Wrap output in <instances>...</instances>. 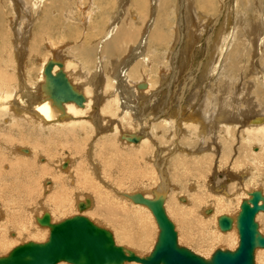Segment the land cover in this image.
<instances>
[{
    "label": "bare ground",
    "instance_id": "1",
    "mask_svg": "<svg viewBox=\"0 0 264 264\" xmlns=\"http://www.w3.org/2000/svg\"><path fill=\"white\" fill-rule=\"evenodd\" d=\"M50 1L8 0L14 13L5 19L0 17V26L1 22H4L8 32L12 34L8 42L9 48H3L0 52V252L4 251L7 254L14 247V243L18 244V240L26 237L37 240L34 242L38 240L43 242L49 232L47 228H40L33 223L36 222V217L46 211L50 214V220L55 222L57 217L65 218L66 214L78 211V201L85 198L90 199V206L85 210L88 211L90 218L83 211L75 214H82L91 220L93 217L90 214L96 211L99 221H95L98 224L103 227L105 222L106 225L113 226V231H110L117 245H125L124 247L128 248L126 244H131L132 247L129 248L134 249L133 246L142 248L146 239L150 238V232L154 235L156 230L154 227L157 226H154L156 222L150 210L145 205L133 202L129 196L141 193L144 197L151 198L152 191L161 183L162 187H166L164 210L169 219L177 220L176 237L180 243L191 242L195 245L192 248H204L202 253L207 248L210 252L207 255L201 254L203 257H209L213 248L208 250V247H212L213 243L223 242L229 245L227 249H234L238 242L235 215L241 200L247 198L248 192L254 189H260L264 195V105H260L262 102L264 104V101H259V109H256L257 105L253 103L249 94L250 98H247V101L239 102L238 98V105L235 106L237 101L234 94L235 85L228 73L237 70V76L242 75L245 70L250 69L251 63L257 65L253 58L251 60V56L248 57L251 53L249 45L252 49L261 47L259 63L264 65V0H245L241 5L242 0L240 2L231 0L235 4L233 15L238 10L246 13V26L240 27V30L243 32L241 35L245 36L244 41L248 43V49L244 51L243 48L235 47L233 53L230 51L226 55H224L226 49L232 47L230 38L234 39L235 36L237 38L238 32L232 31V5L225 7L222 4L223 0H215L218 2L216 11L224 12L225 17L224 26H221L223 20L219 21L220 33L219 29H216L215 38L214 24L218 22L220 15L217 16L216 13L214 16L205 17L199 11L212 10L214 0H172L169 10H166L169 0L129 2L115 0L114 9L112 7L108 9L107 6L101 9L100 4L95 1L99 9H96L98 12L94 14L96 15L94 18L93 10L89 7L95 2L89 0L87 11H81L83 15L80 27L79 25L76 27L73 24L75 22L70 21L68 15L63 13L64 10L54 13L55 9L51 8ZM147 2L154 6L152 12L147 10L149 6ZM219 7L221 9L218 10ZM67 10L69 13V9ZM183 14L185 19L182 18ZM188 14L190 18L192 16L197 18L196 23L199 26L189 27L188 24L193 25V22L189 21ZM171 16L178 17V22L170 23L168 19ZM184 21L187 27L185 35L188 39L183 42V49L180 44L179 50L182 52H179L176 45L180 40L179 35L185 25ZM238 21L239 19L235 20L237 30ZM169 27L170 35L165 38L168 34L165 31ZM258 27L259 32L256 34L257 29L254 28ZM30 30L36 31L34 35L32 34L33 46L35 40L37 43L39 38L38 30L40 33L41 30L45 31L40 45L48 47L50 51V55L41 61L38 67L39 74L34 80V77L31 80L26 79L24 66H19L23 65L25 50L27 58L29 55L33 57L34 51L38 50L37 47L27 49L26 42ZM55 30L60 32L72 30L76 35L79 33L81 42L85 34L93 30L94 41L91 45L81 44L82 48L74 44H65L67 53L70 48L73 50V53L69 54H73L72 57L68 58L61 45H54L51 36L47 35L48 31ZM203 31L206 47L202 51L200 47V52L198 51L196 56L199 54L202 59L208 53V43L213 44L215 54L211 64H208V60L205 66L207 81L201 85L200 81L197 82L195 90L192 89L193 96L201 101L199 106L203 107L208 118L200 115L196 117L197 114L192 112L194 106H189L185 101L188 95L185 89L188 90L194 80L186 81L174 99L167 97L169 89L166 94L167 85L161 84L162 81H172L177 69L178 72L180 69L191 72L184 80L195 79L193 72H197L198 68L192 61L194 55L192 56L191 51L194 48L197 50L199 45L195 44L194 35L200 38ZM3 36L0 35V38ZM72 45L75 47L72 48ZM240 56L241 59L238 61ZM151 57L160 58L162 61L158 60L157 63H164L162 66L167 70L171 65L172 73L170 70V75H167L168 71H158L161 67L156 66L157 63L156 70ZM177 60L181 62L179 66ZM227 64L228 67L225 66ZM120 66H123L121 70L118 68ZM220 66L227 67L228 76L221 80L227 82L223 85L224 89L220 90L219 96H210L205 88L212 90V86L216 87L209 80L217 74ZM58 76L65 78L63 84L74 93V97L52 96L54 89L52 87L56 85L51 78ZM253 76L255 81L262 82L263 88L264 72L257 70V74L255 72ZM155 82L160 85L157 87ZM152 93L156 96L157 93H161L160 98L156 99L158 97L151 95ZM255 94L260 97L261 91L260 95L259 92ZM216 98L219 102H215ZM183 102L185 106H182ZM155 103L158 105L157 108L149 106ZM243 103L245 108L242 107ZM172 106L179 107L176 113L170 109ZM141 107L150 110L151 113L142 111ZM135 109L141 111L135 114ZM146 112L148 115L153 114V121L149 123L150 133L140 122ZM190 114L193 122L185 121L190 119L188 118ZM204 120L209 124L203 123ZM182 125V128L185 126V132L184 134L182 132L181 136L187 135L190 138L198 136L199 140H202L203 135L199 136L200 133H197L199 130L206 133L205 137L211 140V144L212 141L219 140L220 151L217 150L220 154L217 158L225 162L228 161L226 158H229L231 166L228 162L227 164L230 169L224 164L227 170L212 172V176L206 181L210 170L207 167H211L212 155L214 156L216 152L209 151L212 148L209 142L205 147L199 148V145V149L193 151L194 153L188 151L190 149L184 151V147V149L179 147L177 152V149L173 150L176 153L174 157L171 156V163L162 170V166L165 165L162 161L164 157L157 158L161 151L160 147L165 145L166 138L169 139L168 149L173 147L175 132L172 133V130ZM239 129L242 131H239V136L235 138L234 130ZM152 136L156 139L153 140ZM227 138L229 143H226ZM156 140L158 142H155ZM173 151L171 150L172 153ZM204 163L209 165L205 167ZM156 168L159 170V179L157 171L155 172ZM209 181L212 182L211 186ZM129 186H132V189ZM104 201L110 203L107 208ZM41 210L43 212L40 213ZM206 210L209 212L206 213ZM221 214L232 217V227L227 231H221L217 225V218ZM259 216L264 220L263 211L256 214L255 220ZM261 223L264 225V222ZM232 228L234 231H230ZM258 229L261 233L264 232L262 226L258 225ZM154 241L151 240L146 252L149 253ZM194 253L198 254L197 251ZM138 254L141 253L138 251ZM254 259L257 264H264V248L255 250ZM56 264L68 263L60 261ZM123 264L141 263L126 261Z\"/></svg>",
    "mask_w": 264,
    "mask_h": 264
},
{
    "label": "water",
    "instance_id": "2",
    "mask_svg": "<svg viewBox=\"0 0 264 264\" xmlns=\"http://www.w3.org/2000/svg\"><path fill=\"white\" fill-rule=\"evenodd\" d=\"M54 79L52 96L74 97L65 86V78ZM65 163L63 164V166ZM162 181V180H161ZM160 181V182H161ZM166 187L162 183L152 191V197L134 193L129 198L145 205L152 213L157 234L153 246L145 256H138L133 250L117 245L110 230L95 224L82 214H74L52 222L50 214L44 211L36 217V223L48 228V237L43 242L26 241L12 247L0 256V264H56L64 261L70 264H123L126 261L141 264H255L254 252L264 248V234L258 229L255 216L264 212V195L260 189L248 192L242 199L235 215L238 242L234 249L216 248L203 257L177 242L174 224L166 215L163 202ZM261 202V203H260ZM90 206V199L78 201V212ZM206 213L209 210L205 211ZM221 231L232 227V217L221 214L217 218Z\"/></svg>",
    "mask_w": 264,
    "mask_h": 264
},
{
    "label": "rangeland",
    "instance_id": "3",
    "mask_svg": "<svg viewBox=\"0 0 264 264\" xmlns=\"http://www.w3.org/2000/svg\"><path fill=\"white\" fill-rule=\"evenodd\" d=\"M73 1H74V3H73ZM95 1H97V3L98 4H100V7H101V9H103V8H105L106 6V8H108V9H111V7H112V9H114L113 7H114V4H115V0H100V2H98L99 0H94V2ZM241 0H239V2H240ZM51 2V8H54L55 10H53L54 11V13L57 11V13L58 12H61L62 10H64L63 11V13L65 12L67 15H68V18L70 19V21L72 20V21H74L75 23H73V24H75L76 25V27L78 26V27H80L81 26V24H80V19H81V16L83 15V13L82 12H86L87 11V8H88V5H89V0L87 1V0H81V2H80V0H78V2H77V0H51L50 1ZM79 2H80V4H79ZM128 2H129V0H128ZM127 2V3H128ZM245 2V0H242L241 1V3H240V5L241 4H243ZM7 3V4H6ZM61 3V4H60ZM76 3H77V5H79V6H77L76 5ZM88 3V4H87ZM97 3L95 2V4L94 5H90V9H92L93 11V13H92V17L94 18L96 15H94L95 13H97L98 12V10H96L97 8L99 9V6H97ZM170 3H172V0H169V2H168V6L166 7V10H169V4ZM56 4H58V6H56ZM85 4V5H84ZM147 4H149V6H147V10H150V12H152V8H154V6L152 5V3L151 2H147ZM222 4H224V6L225 5H232V15H233V13H234V9H233V7L235 6V4H234V2H231V0H223L222 1ZM217 5H218V2L216 3L215 2V0H214V5H213V8H212V10L210 9V11H205V10H203V11H201V10H199L201 13H203L204 15H205V17L207 16V15H211V16H214V15H216V13H218L216 10V8H217ZM239 5V8L241 9V6ZM4 6V7H3ZM53 6V7H52ZM73 8H72V7ZM221 6V5H220ZM78 7V8H77ZM96 7V8H95ZM226 7V6H225ZM0 10L2 11H0L1 13H0V17H2V18H7L8 16H10V15H12V13H14L13 12V9H12V7H11V5L9 4V2H8V0H0ZM2 8H3V10H2ZM61 10H60V9ZM85 8H86V10H85ZM57 9V10H56ZM67 9H69V13H68V10ZM78 9V10H77ZM219 9H221L220 7L218 8V10ZM72 10H74V11H72ZM96 10V11H95ZM3 11H5L4 13H3ZM9 11H10V14H9ZM82 11V12H81ZM183 11V10H182ZM216 11V12H215ZM156 12V11H155ZM207 12V13H206ZM209 12V13H208ZM211 12V13H210ZM241 12V13H240ZM73 13H75V14H73ZM244 11H242V10H238L237 12H235V14L231 17V21H232V24H231V26H232V31L233 32H238V35H237V38H236V36H235V38L233 39V38H230V40L232 41V47L230 48V47H228L227 49H226V51H225V54L224 55H226V54H229V52L230 53H233L232 52V50L233 49H235V47H238L239 49L241 48H243L244 49V51H245V49H248V43L246 42V41H244L245 40V36L244 35H241L243 32H242V30H240V27H245L246 26V21H247V17H246V13H244ZM5 14V15H4ZM71 14V15H70ZM76 14H77V17H76ZM166 14V13H165ZM193 13H191V15H192ZM4 15V16H3ZM189 15V18H190V14H188ZM220 15V17L218 18L219 20H218V22L216 23V24H214V29H213V32H215L216 31V29L218 30L219 28H221L220 27V25H221V22H219V21H221V20H223L222 21V25L221 26H224L225 24V17L223 16L224 15V12H219L218 13V15L217 16H219ZM183 17V19H185L184 18V14L182 15ZM228 15L226 14V17H227ZM245 16V17H244ZM168 17V16H167ZM171 17H172V19H171ZM169 19H168V21H170V23L171 22H178V17H173V16H171ZM195 17V16H194ZM193 16H192V18H190V20L189 21H191V22H193V25H192V23H190V24H188L189 25V27H192V26H195V27H197V26H199L198 25V23H196V21H197V18H194ZM204 17V18H205ZM223 17H224V19H223ZM245 18V19H244ZM171 19V20H170ZM216 19V18H215ZM236 19H239V21H238V23H237V25H238V27H239V30H237L236 28H235V20ZM240 19H242V20H240ZM253 19H255L254 17H253ZM203 20V19H202ZM201 20V21H202ZM198 22V21H197ZM4 22H1V26H0V35H4L2 38H0V52H1V50L3 49V48H9L8 47V42H9V39H11L12 38V34L10 33V32H8V30H7V28H6V26H5V23L3 24ZM169 23V22H168ZM3 24V25H2ZM184 26H183V28H182V31H181V33H180V35H179V39L181 40H179L178 41V43H177V45H176V48L179 50H181V45H182V49L184 48V46H183V42H185V40H187L188 38H187V36L185 35L186 34V32H187V27H186V23H185V21H184ZM193 28V27H192ZM209 29H211V28H209ZM208 29V30H209ZM257 29V30H256ZM254 30H256V34H258V32H259V27L258 28H254ZM58 31V32H57ZM169 31V32H168ZM219 31V33H220V29L218 30ZM241 31V32H240ZM36 31H31L30 30V33H29V37H28V40H27V42H26V46H27V49L29 50L30 48H32V47H37L38 48V50H35L34 51V53H35V55L33 56V57H31L30 55H29V58H27V51L25 50V54H24V58H23V65H19V66H24V68H25V70H26V73H25V78L26 79H32L33 77V80L35 79V78H37V76H38V74H39V70H38V67H39V65H40V63H41V61L43 60V59H45V57H48L49 55H50V51H49V48L48 47H46V46H43V45H40V44H42V42H40V41H42V34L45 32L44 30H41V33H40V30H38V32H39V38L37 39V43H36V40H35V43H34V46H33V35H34V33H35ZM170 32H171V29H170V27L165 31V33H168V34H166V36H165V38L166 37H169V35H170ZM217 32V31H216ZM216 32H215V34L213 35V37L216 35ZM236 32V33H237ZM63 33V34H62ZM90 33H92V34H90ZM33 34V35H32ZM50 34V35H49ZM61 34V35H60ZM184 34V35H183ZM203 35H201L200 36V38H196V36L194 35V38H195V40H196V42H195V44H199L198 45V47H197V50H196V48H194V49H192L193 51H191L192 53V61L195 63L194 65H195V67L197 66V68H198V71L197 72H193V74H194V77L193 78H195V79H191V78H187V79H185L184 80V77H186V75L187 76H189L190 75V71H188L187 69H180V71L178 72V69L176 70V72H175V75L174 76H172V81H162L161 82V84H166L165 86H166V88H165V90H166V94L168 93L167 91H168V89H169V93L167 94V95H169V96H167V97H170L171 99H174L175 97H177V93H179L178 92V90H180V89H182L184 86H185V83H187V82H192L193 80V83H192V86L191 87H189V89L187 90V89H185V91H187L188 92V95H187V97H186V100H185V98H184V100L186 101V103L189 105V106H194V109H192V112H195L196 114H197V116L195 115V114H193V116L195 115L196 117H199V115L200 116H204V117H207L206 116V113L203 111V107H201V106H199V105H201V101H199V99L197 98V97H194L193 96V94H194V90H195V88H196V85H197V82H199L200 81V85H201V83H204V82H206L207 81V75H205V73H206V70H205V66L207 65V63H208V60H209V63L208 64H211V62H212V59H213V57H214V52H215V50H214V47H212L213 46V44L211 45V43H208V53L204 56V57H202V59L200 58V56H199V54L196 56V53L199 51L200 52V50L202 51V49H205V47H206V42H205V31H203V33H202ZM48 36H51V39L53 40V43H54V45H61V47H62V49H63V51L65 52V55L68 57V58H71L72 56L71 55H73V54H71V55H69L70 54V52L71 53H73V50L70 48L69 50H68V52L69 53H67L66 51H67V47L65 46V44L66 45H68V44H74L75 46H80L81 44H83V45H91L92 43H93V41H94V33H93V30H90V31H88L86 34H85V36H84V39H83V43L81 42V38L79 37V33L76 35L72 30H69V31H67V32H60V30H55L54 32H49L48 31V34H47ZM168 35V36H167ZM54 36H55V38H54ZM61 36H62V38H61ZM88 36V37H87ZM58 37V38H57ZM212 37V38H213ZM252 37V36H251ZM6 38V39H5ZM187 38V39H186ZM215 38V37H214ZM3 39H5V40H3ZM80 39V40H79ZM252 39H253V37H252ZM8 40V41H7ZM56 40V41H55ZM58 40V41H57ZM90 40V41H89ZM7 41V42H6ZM38 41L40 42V43H38ZM72 41V42H71ZM77 41H79V42H81V43H78ZM59 42V43H58ZM62 43V44H61ZM90 43V44H89ZM231 43V42H230ZM6 44V45H5ZM181 44V45H180ZM194 44V43H193ZM234 44V45H233ZM74 45H72L71 47L72 48H74L75 46ZM211 45V46H210ZM82 46V45H81ZM80 46V47H81ZM180 46V47H179ZM203 46V47H202ZM201 47V48H200ZM210 47V48H209ZM82 48V47H81ZM199 48H200V50H199ZM229 49V50H228ZM237 49V48H236ZM39 50H40V52H39ZM66 50V51H65ZM179 50V52H182V51H180ZM212 50H214V51H212ZM249 50L251 51V53H250V55H248V57H250L251 56V60H252V58L254 59L253 60V62H256L257 63V65L255 64V63H251V65H250V69L249 70H245L243 73H242V75L241 74H239L238 76H237V74L236 73H238L237 72V70L236 71H232V72H230V73H228L229 74V76L230 77H232L233 78V81H234V85H235V88H234V94L237 96V101H236V104H235V106H237L238 105V98H239V102H241V101H247V98H250V95L249 94H251V100L253 101V103H255L257 106L255 107L256 109H259V106L260 105H264V104H262L263 102L262 101H264V93H262V92H264V90H263V88H262V82L261 81H255L254 79H255V76H253L254 74H255V72H256V74H257V70H262V72H264V65H261L260 63H259V59L261 58V52H260V50H261V47H260V49L259 48H255V49H252L251 48V46L249 45ZM36 51H38V52H36ZM195 51V52H194ZM210 51H211V53H210ZM226 52H228V53H226ZM241 52V51H240ZM239 52V53H240ZM195 53V54H194ZM39 56H38V55ZM180 55H181V53H179ZM208 54H209V56H208ZM247 54H248V52L246 51V56H247ZM69 55V56H68ZM211 55V56H210ZM234 55H235V53H234ZM241 55V54H240ZM41 57V58H40ZM197 57V58H196ZM208 57H210V58H208ZM152 58V61H153V63H155L154 64V67L156 68V70H157V67L156 66H158V67H161V68H159L158 69V71H160V72H163V71H168V73H167V75L172 71L171 69H172V67H171V65H170V67L168 68V70L167 69H165L164 68V66H162V65H164V63L162 64V62H160V63H157V62H159V61H162L160 58L159 59H155V57H151ZM158 58V57H157ZM200 58V59H199ZM236 58V57H235ZM29 59V60H28ZM37 59H38V61H37ZM241 59V56H240V58L238 59V61ZM159 60V61H158ZM37 61V62H36ZM237 61V60H236ZM0 62H1V55H0ZM204 62V63H203ZM156 63H157V65H156ZM177 66H179L180 65V60L178 61L177 60ZM226 63H227V61H226ZM159 64H160V66H159ZM228 64H229V62H228ZM228 64L227 65H225V66H227L228 67ZM156 65V66H155ZM255 65H256V67H255ZM30 67V68H29ZM227 67H224V68H221V66L219 67V69H218V72H216L217 74H215V75H213L211 78H210V80H209V82H211L212 84H215V86L216 87H211V88H213L212 90L211 89H208V88H205L207 91H206V93L208 94V95H210V96H215V97H217V96H219V93H220V90H223L224 89V86L223 85H225L226 84V82L227 81H222L221 82V80L222 79H224V76H228V74H226L227 72H228V70H227ZM119 68V70H121L122 68H123V66H120V67H118ZM179 68V67H178ZM259 68V69H258ZM107 69V68H106ZM161 69H162V71H161ZM202 69V70H201ZM226 69V70H225ZM117 71H119L118 69H116ZM169 70H170V72H169ZM222 71L224 72V74H222ZM113 73H116V72H114V71H112ZM221 72V73H220ZM124 73V72H123ZM172 73V72H171ZM170 73V74H171ZM253 73V74H252ZM169 74V75H170ZM202 74H204V75H202ZM124 75V74H123ZM222 76V77H221ZM258 76V75H257ZM31 77V78H30ZM168 78H169V76H167ZM174 77V78H173ZM202 78V79H201ZM204 78V79H203ZM206 78V79H205ZM254 78V79H253ZM118 79V78H117ZM229 80H230V78H228ZM214 80V81H213ZM187 81V82H186ZM159 82V81H158ZM228 82H230V81H228ZM248 82V83H247ZM155 83H157V82H155ZM196 83V84H195ZM250 83V84H249ZM195 84V85H194ZM240 84V85H239ZM158 85H160L159 83H157V87H158ZM194 85V86H193ZM198 86V90H200L199 88L201 87V86ZM238 85V86H237ZM258 85H260V86H258ZM237 86V87H236ZM239 86H243L242 88H243V90H242V88L240 89V88H238ZM258 86V87H257ZM156 87V88H157ZM195 87V88H194ZM194 90H193V89ZM262 88V89H261ZM204 89V90H205ZM240 89V90H239ZM255 89V90H254ZM257 89V90H256ZM197 90V92H199ZM237 90V91H236ZM261 91V95H260V91ZM171 91V92H170ZM216 91H217V93H216ZM257 91V92H256ZM259 92V94L258 95H260V97L259 96H257L255 93H258ZM203 93H205V91L203 92ZM154 93H152L151 95H153ZM158 95L156 96V94H154V96H156V97H158V98H156V99H159L160 97H159V95L161 94V93H157ZM187 94V93H186ZM191 94V95H190ZM199 94H201V93H199ZM198 94V95H199ZM217 94V95H216ZM245 94H247V95H245ZM203 95V94H202ZM234 95V96H235ZM239 95V96H238ZM243 95V96H242ZM256 95V96H255ZM173 96V97H172ZM263 96V97H262ZM245 99H243V98ZM257 97V98H256ZM259 98H262V99H259ZM156 99H154V101L156 100ZM190 99V100H189ZM256 99V100H255ZM257 99H259V100H257ZM183 100V101H184ZM153 101V102H154ZM184 101V102H185ZM216 101H218V98H216V100H215V102ZM262 102V103H260V102ZM156 102H158V101H156ZM183 102V104H182V106H185V103ZM188 102H190V103H188ZM219 102V101H218ZM260 103V105H259V103ZM192 104V105H191ZM151 105H153L154 107L156 106V103L155 104H150L149 106H151ZM213 107L215 106V104L214 105H212ZM143 107V106H142ZM141 107V110L143 111V110H146V109H144V108H142ZM158 107V105L156 106V108ZM242 107L243 108H245V106H244V103L242 104ZM174 113H176L177 112V110L179 109V107L178 108H176V107H171L170 108ZM202 109V110H201ZM141 110H134V113L135 114H137V112H140ZM157 110V109H156ZM146 111H148L149 113H151L150 112V110H146ZM200 111V112H199ZM148 112H146L147 114L144 116V118H142V120H140V122L141 123H143L144 124V128H146L147 129V131L150 133V127H149V123H150V121H153L152 120V116H153V114H150V115H148L149 113ZM157 112V111H156ZM146 118V119H145ZM188 118H190V119H185V121H192L193 122V117L191 116V114L188 116ZM208 118V117H207ZM192 119V120H191ZM139 120V119H138ZM203 123H205V124H209V123H207V120L205 121H203ZM198 125L197 126H199V123H197ZM183 127V125L180 127V128H178V127H176V128H174V130H172V133H173V131L175 132V133H173V138H174V146L173 147H171L170 149H168V140L169 139H167L166 138V140H165V145L163 146V145H161V151L159 152V154H158V157L157 158H159V159H161L162 158V156L164 157L163 158V164H165V165H163L162 166V170H163V168H164V166H165V168L167 167V164L168 163H171V156H173L174 157V154L178 151V148L180 147V148H183L184 149V151H187L188 149H190V150H188V151H190L191 153L193 152V151H197V149H199L201 146L202 147H205V145L207 146L208 144H209V142H210V145L209 146H211L212 148L209 150V151H211L212 153H214V151L216 150V152H215V155L213 156L212 155V158L213 159H211V161H212V165H211V167L210 166H208L209 164H205L204 163V165H205V167H206V165L209 167H207V169H210L209 170V172H208V174L207 175H209L208 177H207V179H206V181H208L209 179H210V177L212 176V174L214 173V172H219V171H221L222 169L223 170H227V169H230L229 167L231 166V163H230V159L229 158H226L228 161H220L219 160V158H217V157H219V155L218 154H220L219 153V151H220V142H219V140H217V141H212V144H211V140H207V137H205V134H204V132H200L199 130H197V133L199 132L200 134H198L199 136H201V135H203V139H205V140H207L206 141V143H204L205 142V140H199L200 138L198 137V136H194V137H192V138H190L189 136H187V135H183V136H181L182 135V132H183V134H184V132H185V126H184V128H182ZM183 129V130H182ZM176 130H177V132H176ZM235 131V138H237L238 136H239V134H240V132L242 131L241 129H239V130H234ZM238 131V132H237ZM240 131V132H239ZM162 132H165V131H162ZM166 132H168L169 133V131H166ZM176 135H177V137H176ZM186 136V137H185ZM237 136V137H236ZM176 137V138H175ZM179 137H181V138H179ZM198 137V138H197ZM183 138V139H182ZM189 138V139H188ZM152 139H153V136H152ZM156 138H154L153 140H155ZM185 139V140H184ZM228 139V138H227ZM176 140V141H175ZM195 142H194V141ZM200 142V144H199V142ZM155 142H158L157 140L155 141ZM184 143V144H182V143ZM198 143V144H197ZM226 143H229V139H228V141L226 140ZM187 144V145H186ZM195 144V145H194ZM214 144V145H213ZM216 144V145H215ZM184 145H186V146H184ZM200 145V146H199ZM256 145L257 146H259V144H258V142H256ZM197 146V147H196ZM198 146H199V148H198ZM215 146H218V147H215ZM28 147V146H27ZM163 147V148H162ZM164 147H165V149H164ZM176 147V148H175ZM192 147H195V149L194 148H192ZM173 148V149H172ZM210 148V147H209ZM233 148V147H232ZM177 149V150H176ZM193 149V150H192ZM219 151H218V150ZM165 150V151H164ZM169 150V151H168ZM171 150L173 151V150H176V152L175 151H173V153L171 152ZM163 151V152H162ZM166 151H168V152H166ZM171 154H170V153ZM194 153V152H193ZM199 153V152H198ZM232 153H234V149H233V151H232ZM161 154V155H160ZM167 154V155H166ZM197 154V153H196ZM217 155V156H216ZM197 156V155H196ZM216 157V158H215ZM154 159H155V157H154ZM153 159V160H154ZM170 159V160H169ZM164 160H165V162H164ZM156 161V160H155ZM168 161H170V162H168ZM215 163H214V162ZM219 161H220V163H219ZM224 162V163H223ZM227 162L229 163V165L227 164ZM214 163V164H213ZM219 163V164H218ZM223 163V164H222ZM216 164V165H215ZM218 164V165H217ZM223 166V167H221V165ZM228 165L227 167L225 166V165ZM218 166H220V167H218ZM204 167V168H205ZM213 167V168H212ZM225 167V168H224ZM215 168V169H214ZM217 168H220V170L219 169H217ZM227 168V169H226ZM206 169V170H207ZM169 170H170V167H169ZM215 170V171H214ZM157 171V172H156ZM155 172L157 173V176H158V179H159V170H157V168L155 169ZM213 172V173H212ZM163 173V172H162ZM212 173V174H211ZM220 174V173H219ZM164 177H166V176H164ZM171 178V177H170ZM169 179V178H168ZM210 182V181H209ZM48 185V184H47ZM212 185V182H210V186ZM129 188L130 189H132V186H129ZM110 205V203H108V202H105L104 201V206H105V208H107L108 206ZM142 205V204H141ZM144 206V205H143ZM87 208H89V207H87ZM86 208V209H87ZM86 209H84L83 210V213L85 214V215H87L89 218H90V216H89V214H88V211L87 212H85V210ZM112 209V208H111ZM113 210V209H112ZM43 211H44V209H43ZM42 210L40 211V213L41 212H43ZM78 211H76L75 213H77ZM75 213H68L69 215H67L66 214V217L67 216H71V215H73V214H75ZM93 218H91V220L93 221H95V220H97V221H99L98 220V214H97V212L96 211H94V213L93 214H90ZM118 215H120V212L118 211ZM172 217V216H171ZM59 218H61V217H57L56 218V220H54V221H58V219ZM63 218V217H62ZM61 218V219H62ZM260 218V219H259ZM259 218L258 219H256V222L258 223V225H260V226H262L263 227V230H264V225H261L262 223H261V221L262 222H264V220H263V218H262V216H259ZM61 219H59V220H61ZM100 219V218H99ZM171 219V218H170ZM93 221V222H94ZM102 221V220H101ZM171 221L173 222V224H174V227H175V231L177 232V236H178V228H177V220H175V218H172L171 219ZM103 222V221H102ZM33 223L36 225V226H39L40 228H47V227H45V226H40V225H38L35 221H33ZM95 223L96 224H98V222H96L95 221ZM103 224H104V226L103 227H105V228H107V229H109V230H111V231H113V226H108V225H106L105 224V222H103ZM98 225H101V224H98ZM102 226V225H101ZM107 226V227H106ZM154 226H156V224H154ZM48 229V228H47ZM156 229V230H155ZM154 230H155V232H157L158 230H157V227H154ZM230 231H234V228H232ZM230 231H228V232H230ZM155 232H154V235L150 232V238H147L146 240V242L143 244V246H142V248H140V247H135V246H133L134 247V249L133 248H129V247H132V245L131 244H126V246L129 248V249H131V250H133V251H135L137 254H138V251H139V253H141V254H138V255H140V256H145L148 252H146V251H148V248H149V246L151 245L150 243H151V240L153 239V240H155V238H156V235H155ZM220 233V232H219ZM264 233V232H263ZM220 234H222V233H220ZM224 234V233H223ZM152 238V239H151ZM28 239L30 240H33V241H37V240H34L33 238H30V237H26V238H22V239H20L22 242H20V240H18L19 241V243L18 244H20V243H23V242H25V241H28ZM183 239V238H182ZM182 239H181V241H182ZM24 240V241H23ZM46 239H44L43 241H45ZM177 240H178V237H177ZM184 240V239H183ZM186 241V240H185ZM38 242H42V240H38ZM148 242V243H147ZM187 242V241H186ZM123 243H125V242H123ZM147 244V245H146ZM152 244H153V242H152ZM178 244L179 245H181V246H185V247H187V248H189V249H191L192 251H197L198 252V254L199 255H207L209 252L207 251V248H206V251H207V253H206V251H203V253L201 252L204 248H192V247H194L195 245L193 244V243H189V242H187V243H185V242H179V240H178ZM190 244V245H189ZM15 245H17L16 243H14V246ZM125 246V245H124ZM210 248V249H209ZM213 248V249H212ZM216 248H229V245H227V244H224L223 242H217L216 244H214L213 243V246L212 247H208V250H211L212 249V251H211V253L214 251V249H216ZM194 249V250H193ZM200 249V252L198 251ZM141 250H143V251H141ZM205 250V249H204ZM194 251V252H195ZM6 254V252H0V255L2 254ZM143 253V254H142ZM210 253V254H211ZM201 255V256H202ZM255 260V259H254ZM68 264H70V263H68ZM255 264H257L256 263V261H255Z\"/></svg>",
    "mask_w": 264,
    "mask_h": 264
}]
</instances>
